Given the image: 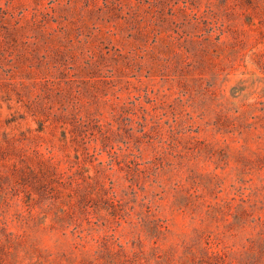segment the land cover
Masks as SVG:
<instances>
[{
  "label": "rangeland",
  "instance_id": "1",
  "mask_svg": "<svg viewBox=\"0 0 264 264\" xmlns=\"http://www.w3.org/2000/svg\"><path fill=\"white\" fill-rule=\"evenodd\" d=\"M0 264H264V0H0Z\"/></svg>",
  "mask_w": 264,
  "mask_h": 264
}]
</instances>
